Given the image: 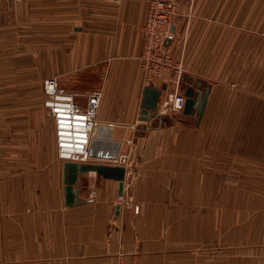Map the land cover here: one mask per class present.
<instances>
[{"label": "crops", "instance_id": "obj_1", "mask_svg": "<svg viewBox=\"0 0 264 264\" xmlns=\"http://www.w3.org/2000/svg\"><path fill=\"white\" fill-rule=\"evenodd\" d=\"M148 1L0 0V56L6 49L18 55L35 54L36 48L52 54L47 40L58 34L67 81L59 80L61 86L74 93L81 107L93 89L103 92L94 131V138L102 140L98 152L130 156L121 201L118 181L89 171L79 181L81 203L67 206L66 160L58 156L55 123L43 95L31 110L29 105L0 110V127L14 133L11 158L0 154V264H165L166 257L196 263V209L186 201L196 194L194 186L192 191L185 187L195 182L201 161L212 163L197 157L198 127L214 91L209 74L241 70L249 63L257 85L262 80L264 87V0H178L174 39L167 49L174 67L184 69L180 86L199 81L210 86L207 103L199 125L196 114L168 112L165 103L180 88L167 73L154 83L168 84L159 102L164 124L153 115L159 125L141 133L137 128L147 124L139 119L147 85L141 26ZM37 39L45 41L42 47ZM16 68L0 63V71ZM18 98L13 102L22 101V95ZM241 163L262 164L259 158ZM204 246H212L211 238L204 239ZM211 258L205 255L204 264Z\"/></svg>", "mask_w": 264, "mask_h": 264}, {"label": "rangeland", "instance_id": "obj_2", "mask_svg": "<svg viewBox=\"0 0 264 264\" xmlns=\"http://www.w3.org/2000/svg\"><path fill=\"white\" fill-rule=\"evenodd\" d=\"M52 36L47 40L53 44L52 54L44 55L40 48L35 54L24 55L9 54L7 51L12 50L6 49L5 57L0 56V63L17 65L16 70L0 71L1 111L20 110L27 105L31 110L41 95L47 110L45 81L63 78L67 82L66 74L62 76L60 38L55 32ZM36 43L42 47L45 41L37 39ZM251 67L245 63L241 70L209 74L214 91L198 127L197 157L212 163L205 165L201 161L195 182L185 187L192 191L194 186L196 194V198L186 199L196 209L197 260L191 264H204L205 255L207 259L212 255L210 264H264V87L262 80L261 86L257 85ZM180 68L181 83L184 69ZM70 76L67 79L71 80ZM20 83L24 87H18ZM180 90L184 87L180 86ZM20 95L22 101L13 102ZM13 134L12 128L0 127L2 156L11 158ZM257 158L262 164L256 168L241 163L242 159ZM135 209L139 210V206ZM208 238L212 240L211 247L204 246ZM237 242L241 246L235 247ZM257 243L260 248L254 245ZM164 262L179 264L172 257H166Z\"/></svg>", "mask_w": 264, "mask_h": 264}, {"label": "built area", "instance_id": "obj_3", "mask_svg": "<svg viewBox=\"0 0 264 264\" xmlns=\"http://www.w3.org/2000/svg\"><path fill=\"white\" fill-rule=\"evenodd\" d=\"M178 0H149L145 20L141 26L142 50L140 61L144 71L146 84L162 81L167 73H171L178 81L180 88L181 68L174 67L167 43L174 39L172 30L176 16L179 14ZM176 72V73H173ZM177 74V75H176ZM45 107L55 123L57 152L59 158L73 161H90L91 142L98 125V112L103 92L93 89L87 97V104L81 107L75 100L71 90L61 86L56 78L45 81ZM186 102L183 91L177 89L169 95L164 108L171 113L182 112ZM112 125V124H111ZM130 156L119 153L109 163L129 165ZM122 196H118L121 201Z\"/></svg>", "mask_w": 264, "mask_h": 264}, {"label": "water", "instance_id": "obj_4", "mask_svg": "<svg viewBox=\"0 0 264 264\" xmlns=\"http://www.w3.org/2000/svg\"><path fill=\"white\" fill-rule=\"evenodd\" d=\"M167 87V83H163L160 86L150 83L144 87L139 119L146 121L147 124L146 126H140L137 128V130L141 131V133L159 125L152 122L151 117L153 115H160V125L164 124L163 120L165 119L166 114L160 113L159 102L163 90L167 89ZM209 92L210 86L207 85L203 87V83L200 81L184 87L186 102L182 113L185 115L196 114L198 125L202 119ZM101 141L102 140L99 136L97 138H93L91 142V157L104 158L108 160L115 159L118 156V151H115L114 154H100L98 152L97 148ZM117 146H121V142L117 143ZM89 171H95L97 174L102 175L105 178L118 181L119 196L124 194V186L127 175L126 166L112 164L109 162H82L66 160L64 163V194L65 204L67 206L81 203V200L78 197V185L82 174Z\"/></svg>", "mask_w": 264, "mask_h": 264}]
</instances>
